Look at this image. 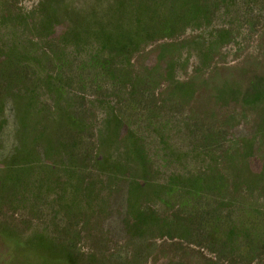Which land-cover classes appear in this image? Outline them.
Here are the masks:
<instances>
[{
	"label": "rangeland",
	"instance_id": "1",
	"mask_svg": "<svg viewBox=\"0 0 264 264\" xmlns=\"http://www.w3.org/2000/svg\"><path fill=\"white\" fill-rule=\"evenodd\" d=\"M0 264H264V0H0Z\"/></svg>",
	"mask_w": 264,
	"mask_h": 264
}]
</instances>
